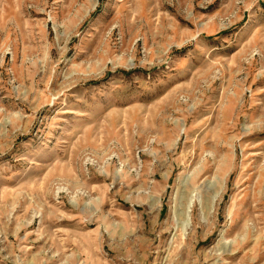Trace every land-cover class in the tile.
<instances>
[{
	"label": "rangeland",
	"instance_id": "374dc122",
	"mask_svg": "<svg viewBox=\"0 0 264 264\" xmlns=\"http://www.w3.org/2000/svg\"><path fill=\"white\" fill-rule=\"evenodd\" d=\"M0 264H264V0H0Z\"/></svg>",
	"mask_w": 264,
	"mask_h": 264
}]
</instances>
